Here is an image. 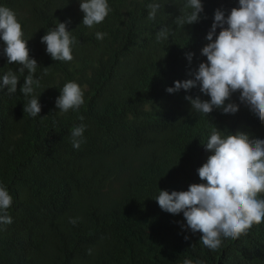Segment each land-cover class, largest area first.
Here are the masks:
<instances>
[{
    "label": "trees",
    "instance_id": "1",
    "mask_svg": "<svg viewBox=\"0 0 264 264\" xmlns=\"http://www.w3.org/2000/svg\"><path fill=\"white\" fill-rule=\"evenodd\" d=\"M149 2L108 0L112 12L88 28L80 24L78 0H0L29 38V55L39 65L34 76L41 105L37 117L23 113V76L15 94L0 89V183L13 197L12 223L0 230V264H182L185 257L202 264H264V222L209 251L199 232L180 230L182 214L164 212L154 200L158 190L181 191L209 123L260 138L264 124L244 105L234 115L213 110L205 117L190 111L180 90L165 91L183 78L175 74L178 58L191 52L196 65L205 60L199 50L206 41L202 27L191 31L172 24L184 0H159L161 10L152 21ZM202 5V25L210 27L213 11L227 14L235 1ZM55 20L70 21L67 29L78 41L71 61H52L40 43ZM163 24H172L173 32L157 43L154 34ZM97 31L105 33L102 39H96ZM3 46L0 74L19 67L6 63ZM70 80L83 86L84 104L61 114L54 99ZM81 122L87 125L85 142L74 150L69 133ZM69 217L79 219L73 225Z\"/></svg>",
    "mask_w": 264,
    "mask_h": 264
},
{
    "label": "clouds",
    "instance_id": "2",
    "mask_svg": "<svg viewBox=\"0 0 264 264\" xmlns=\"http://www.w3.org/2000/svg\"><path fill=\"white\" fill-rule=\"evenodd\" d=\"M235 5L227 14L222 8L213 11L210 27L202 25V0H184L179 15L173 20L175 28L187 25L193 31L202 27L206 44L200 48L196 65L193 53L186 52L175 63V74L182 79L166 87L168 94L180 90L190 105V111L205 117L213 110L234 115L241 105L248 108L254 119L264 124V0H234ZM82 23L88 28L101 24L112 12L108 0H78ZM147 20L152 21L161 10L159 0L146 5ZM70 21H57L40 36L44 52L52 61L68 62L73 59V46L77 39L67 29ZM160 25L154 34L157 43L169 40L173 27ZM105 33L97 31L96 39ZM16 13L0 5V42L6 63L19 65L0 74V89L7 94L17 92V84L23 76L19 92L26 98L23 113L37 117L41 110L40 86L36 73L37 61L29 55L27 40ZM26 73V74H25ZM195 92L196 95H195ZM238 96V97H237ZM237 98V101L235 99ZM84 104V88L75 81H66L54 99L59 113L77 111ZM83 121V116L78 117ZM210 124V130L200 146V157L190 171L186 182L179 184L181 191L158 190L154 200L158 207L169 214H182L183 223L177 221L182 232L200 233L199 242L209 251L222 246L223 240H235L253 225L264 222V138L251 137L248 132L219 130ZM87 125L74 124L69 142L78 150L85 142ZM187 140V139H186ZM178 142L173 145H177ZM188 140L185 148L187 149ZM157 152L161 143L153 147ZM200 180V183H195ZM13 197L0 183V230L12 223L9 208ZM79 218H68L75 224ZM188 240V235L183 236ZM191 247V245H190ZM92 255L93 249L85 250ZM182 264H202L188 257Z\"/></svg>",
    "mask_w": 264,
    "mask_h": 264
}]
</instances>
